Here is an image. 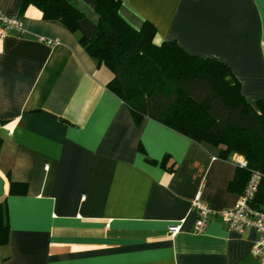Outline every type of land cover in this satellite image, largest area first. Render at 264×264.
Returning a JSON list of instances; mask_svg holds the SVG:
<instances>
[{"label": "crops", "instance_id": "crops-1", "mask_svg": "<svg viewBox=\"0 0 264 264\" xmlns=\"http://www.w3.org/2000/svg\"><path fill=\"white\" fill-rule=\"evenodd\" d=\"M119 1L127 23L154 26L155 43L222 62L248 103L264 101V0ZM21 2L0 0V13L24 28L0 38V200L9 226L0 264H262L250 254L251 230L215 216L194 233V200L214 211L239 201L229 185L242 157L222 159L218 147L137 121L78 33ZM10 181L26 183V193L10 195ZM170 225L180 226L175 235Z\"/></svg>", "mask_w": 264, "mask_h": 264}, {"label": "trees", "instance_id": "trees-1", "mask_svg": "<svg viewBox=\"0 0 264 264\" xmlns=\"http://www.w3.org/2000/svg\"><path fill=\"white\" fill-rule=\"evenodd\" d=\"M22 0L21 10L35 6L44 19L72 33L98 65L113 78L107 88L138 121L148 117L196 142L220 149L222 159L243 158L229 189L243 194L252 172L261 174L254 203L264 204V101L243 97L240 83L220 61L184 51L175 41L155 43L153 25L135 28L120 15L119 0ZM90 11V13L87 12ZM26 183L9 182L10 195H24ZM5 199L0 200V247L8 242Z\"/></svg>", "mask_w": 264, "mask_h": 264}, {"label": "built area", "instance_id": "built-area-1", "mask_svg": "<svg viewBox=\"0 0 264 264\" xmlns=\"http://www.w3.org/2000/svg\"><path fill=\"white\" fill-rule=\"evenodd\" d=\"M10 31L21 35L24 31L23 23L15 17H7L0 13V38L5 37ZM40 40L47 45L56 44L55 41L44 38ZM238 165L246 166L243 158H241ZM261 179V174L258 171L252 172L239 201L234 206L220 211L212 210L199 199L194 200L192 203V209L196 213L194 233H202L209 220L215 216L227 225L229 229L238 233L251 230L255 234V241L250 254L264 264V204L257 205L254 203ZM179 229V225H170L168 227L171 235H175Z\"/></svg>", "mask_w": 264, "mask_h": 264}, {"label": "rangeland", "instance_id": "rangeland-1", "mask_svg": "<svg viewBox=\"0 0 264 264\" xmlns=\"http://www.w3.org/2000/svg\"><path fill=\"white\" fill-rule=\"evenodd\" d=\"M73 4H75V6H77V7H80L81 9H85V7L82 6L77 0H74V1H73ZM87 12L90 13L89 10H87Z\"/></svg>", "mask_w": 264, "mask_h": 264}]
</instances>
